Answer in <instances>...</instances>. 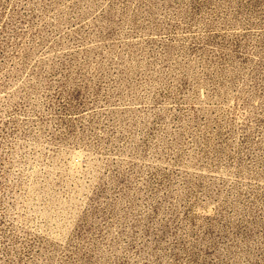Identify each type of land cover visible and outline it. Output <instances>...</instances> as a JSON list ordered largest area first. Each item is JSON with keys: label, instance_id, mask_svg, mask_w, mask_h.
<instances>
[{"label": "rangeland", "instance_id": "obj_1", "mask_svg": "<svg viewBox=\"0 0 264 264\" xmlns=\"http://www.w3.org/2000/svg\"><path fill=\"white\" fill-rule=\"evenodd\" d=\"M0 264H264V0H0Z\"/></svg>", "mask_w": 264, "mask_h": 264}]
</instances>
